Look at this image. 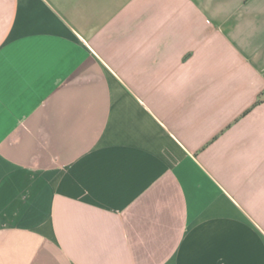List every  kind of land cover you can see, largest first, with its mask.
Wrapping results in <instances>:
<instances>
[{"label": "crops", "instance_id": "0c3cea01", "mask_svg": "<svg viewBox=\"0 0 264 264\" xmlns=\"http://www.w3.org/2000/svg\"><path fill=\"white\" fill-rule=\"evenodd\" d=\"M0 264H264V0H0Z\"/></svg>", "mask_w": 264, "mask_h": 264}]
</instances>
